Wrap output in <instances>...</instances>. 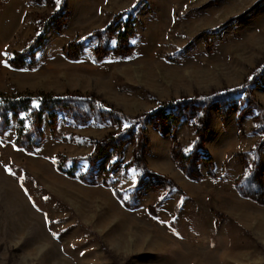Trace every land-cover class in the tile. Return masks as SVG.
<instances>
[{"label":"rangeland","instance_id":"rangeland-1","mask_svg":"<svg viewBox=\"0 0 264 264\" xmlns=\"http://www.w3.org/2000/svg\"><path fill=\"white\" fill-rule=\"evenodd\" d=\"M122 10L138 21L133 48L97 59L95 32ZM45 22L36 63L13 67ZM80 39L85 52L67 56ZM0 90L93 93L130 118L172 98L207 104L175 123L61 110L32 149L12 120L0 264H264V0H0Z\"/></svg>","mask_w":264,"mask_h":264},{"label":"trees","instance_id":"trees-1","mask_svg":"<svg viewBox=\"0 0 264 264\" xmlns=\"http://www.w3.org/2000/svg\"><path fill=\"white\" fill-rule=\"evenodd\" d=\"M124 11L117 12L103 29H98L95 33L99 36V40L95 46L94 52L97 59L107 56L109 53L116 55H124L129 52L134 44L131 38L137 33L136 25L138 21L136 17L127 13L123 18ZM47 22L44 23L42 29L31 38L25 47L21 50H14L9 58V63L13 67L32 66L36 63L35 52L44 38V32L47 27ZM117 29L116 44L114 48L109 47V36L111 29ZM84 39L75 41L66 47V55L71 58H78L84 52ZM250 100L249 97H247ZM203 99H198L196 96L181 97L179 99H168L163 103L157 104L149 108L147 111L137 115L135 118H130L120 109L105 102L93 93H80L79 91H65L63 93H53L51 91H30V90H15L5 92L0 90V133L4 132L14 120L15 143L18 146L32 149L40 145L43 140V122L47 117L51 125H54L57 120L59 111L66 112L74 121L85 123L90 118L98 121L111 119H126L135 123L139 118L161 116L170 119L173 123L178 122L181 118H186L191 111L200 110L207 107V104L202 105ZM209 105V103H208ZM185 109V111H184ZM177 112V113H175ZM175 113V114H174ZM208 115L201 122L197 129L198 139L196 144L204 135L205 126L208 123ZM111 142H115L118 155L122 154L123 143L125 139L122 136L114 137ZM97 146L86 156L91 160H95L103 153V146L99 140L95 141ZM137 162L140 163L141 155H138ZM59 168L66 174L72 175L73 172L62 167L63 162H59Z\"/></svg>","mask_w":264,"mask_h":264},{"label":"snow or ice","instance_id":"snow-or-ice-1","mask_svg":"<svg viewBox=\"0 0 264 264\" xmlns=\"http://www.w3.org/2000/svg\"><path fill=\"white\" fill-rule=\"evenodd\" d=\"M57 3H59V0H57ZM5 55H6V53H5ZM9 172H11V169H7ZM46 199V198H45Z\"/></svg>","mask_w":264,"mask_h":264}]
</instances>
